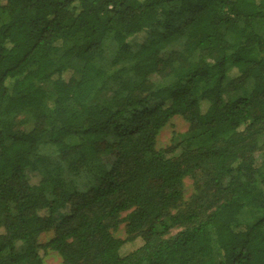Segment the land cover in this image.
Returning a JSON list of instances; mask_svg holds the SVG:
<instances>
[{
	"label": "trees",
	"instance_id": "16d2710c",
	"mask_svg": "<svg viewBox=\"0 0 264 264\" xmlns=\"http://www.w3.org/2000/svg\"><path fill=\"white\" fill-rule=\"evenodd\" d=\"M263 149L264 0H0V264H264Z\"/></svg>",
	"mask_w": 264,
	"mask_h": 264
},
{
	"label": "rangeland",
	"instance_id": "374dc122",
	"mask_svg": "<svg viewBox=\"0 0 264 264\" xmlns=\"http://www.w3.org/2000/svg\"><path fill=\"white\" fill-rule=\"evenodd\" d=\"M1 18L3 20H5V17L2 15ZM148 80L156 83L159 81V77L156 74H150L148 76ZM45 88L47 90L50 89V85L46 84ZM110 95V92L105 91L101 94H98L94 100H99L102 97H108ZM223 99L226 100L227 99V95L225 94L223 96ZM189 124L182 119L180 116H174L172 117L165 125L164 127L160 130V132L158 133L157 137H156V142H155V149L156 150H163L165 148H167L170 145H173L174 143H176L177 141H179L181 139V135L184 134L187 129H188ZM264 161V149L263 150H259L256 151L254 153V164L256 166H259L262 162ZM102 162L107 166L110 167L113 162H114V158L112 157H104L102 158ZM25 175L26 177H33L34 174L28 170L25 171ZM93 184H96V181L93 182ZM194 194V187L192 184V180L187 177L184 179L183 181V186H182V201L181 203H178L174 209H172L170 211V213H175L177 211L180 210H184L186 207V204L189 202V200L191 199V196ZM125 216L124 214L122 215V217ZM248 215L245 213H242L240 218L245 220L247 219ZM57 219H59L57 217ZM177 230H172V233L174 234ZM111 234L114 238L116 239H125L127 237V233H126V227H125V223L122 222L120 223L117 228L112 229L111 230ZM54 235V231L50 230L48 232H45L43 234H41L38 239L37 242L39 244H44L47 241H49ZM15 247L17 248V250L21 249L22 244L20 242H15ZM61 260L60 257L54 253V252H49L45 255V257H43V264H60Z\"/></svg>",
	"mask_w": 264,
	"mask_h": 264
}]
</instances>
